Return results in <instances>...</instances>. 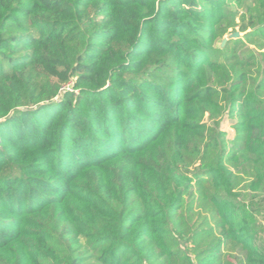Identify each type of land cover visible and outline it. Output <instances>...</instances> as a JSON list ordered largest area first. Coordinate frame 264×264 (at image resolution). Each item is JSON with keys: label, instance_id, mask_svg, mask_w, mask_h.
<instances>
[{"label": "trees", "instance_id": "16d2710c", "mask_svg": "<svg viewBox=\"0 0 264 264\" xmlns=\"http://www.w3.org/2000/svg\"><path fill=\"white\" fill-rule=\"evenodd\" d=\"M0 264H264V0H0Z\"/></svg>", "mask_w": 264, "mask_h": 264}, {"label": "rangeland", "instance_id": "374dc122", "mask_svg": "<svg viewBox=\"0 0 264 264\" xmlns=\"http://www.w3.org/2000/svg\"><path fill=\"white\" fill-rule=\"evenodd\" d=\"M241 35H243V34H241ZM232 123H233V121L230 118H228L227 116H225L223 121H222V127H224L228 131V134L230 137L233 136Z\"/></svg>", "mask_w": 264, "mask_h": 264}, {"label": "water", "instance_id": "95a60500", "mask_svg": "<svg viewBox=\"0 0 264 264\" xmlns=\"http://www.w3.org/2000/svg\"><path fill=\"white\" fill-rule=\"evenodd\" d=\"M241 34H242V33H241L240 31L232 32L228 37H225V38L223 39L222 45L224 46L228 39H235V38H238V37L241 36Z\"/></svg>", "mask_w": 264, "mask_h": 264}]
</instances>
